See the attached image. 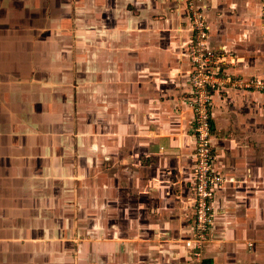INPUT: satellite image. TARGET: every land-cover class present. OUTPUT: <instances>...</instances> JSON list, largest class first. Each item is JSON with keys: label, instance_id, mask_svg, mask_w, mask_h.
Masks as SVG:
<instances>
[{"label": "crops", "instance_id": "1", "mask_svg": "<svg viewBox=\"0 0 264 264\" xmlns=\"http://www.w3.org/2000/svg\"><path fill=\"white\" fill-rule=\"evenodd\" d=\"M261 0H208L209 44L264 76ZM182 0H0V264H191ZM207 264H264V93H215Z\"/></svg>", "mask_w": 264, "mask_h": 264}, {"label": "built area", "instance_id": "2", "mask_svg": "<svg viewBox=\"0 0 264 264\" xmlns=\"http://www.w3.org/2000/svg\"><path fill=\"white\" fill-rule=\"evenodd\" d=\"M190 25L191 38L186 48L190 62L188 82L190 105L194 113L195 164L191 232L184 248L191 264H207L205 246L214 236L213 202L225 177L214 168L212 112L215 93L262 92L263 77L236 76L226 71L225 55L209 44L210 27L206 12L208 0H182ZM261 21L264 35V0H261Z\"/></svg>", "mask_w": 264, "mask_h": 264}]
</instances>
